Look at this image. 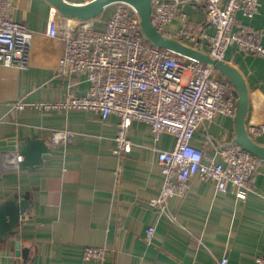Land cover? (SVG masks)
<instances>
[{
	"label": "crops",
	"instance_id": "obj_1",
	"mask_svg": "<svg viewBox=\"0 0 264 264\" xmlns=\"http://www.w3.org/2000/svg\"><path fill=\"white\" fill-rule=\"evenodd\" d=\"M63 1L86 4V0ZM115 4L108 6L112 10L107 14L108 7L93 19L96 30L105 29ZM51 7L46 0L17 1L14 20L25 22L33 32L30 64L22 70L0 67V141L12 138L19 144L37 139L50 148L49 158L34 168L12 166L14 155L0 163V204L17 203L28 195L18 225L0 240V264L21 263L15 254L16 242L21 250H28L27 264H219L224 257L227 264H256L255 258L264 250V160L253 174L245 199L237 198L231 189L218 192L212 182L194 177L187 193L171 196L167 214H161L150 200L162 184L157 153L173 148L171 134L154 140L149 124L133 121L130 144L117 156L113 152L117 115L102 119L83 110L12 109L18 99L59 101L67 90L81 96L86 92L83 75L55 71L63 42L46 34ZM57 17L61 26L79 22L64 19L59 12ZM186 24L194 40L185 36ZM241 26L259 30L264 45V0L253 18L237 14L234 27ZM212 33L204 6L188 2L167 25L165 36L207 54L206 35ZM223 61L245 84L246 129L264 124V58L231 45ZM215 75L227 80L216 69ZM54 129L70 131L72 137L56 145L50 137ZM249 136L264 146V132ZM234 139V118L220 115L210 123L202 121L191 144L217 159L216 149ZM149 227L154 233L147 241ZM85 246L104 247L105 259L83 260Z\"/></svg>",
	"mask_w": 264,
	"mask_h": 264
},
{
	"label": "built area",
	"instance_id": "obj_2",
	"mask_svg": "<svg viewBox=\"0 0 264 264\" xmlns=\"http://www.w3.org/2000/svg\"><path fill=\"white\" fill-rule=\"evenodd\" d=\"M18 0H0V67L26 69L30 64L33 32L25 22L14 20ZM92 0H86L90 2ZM188 2L202 4L207 23L213 33L206 35L212 58L223 60L231 45L241 52L264 58L261 32L247 27L235 28L237 14L253 18L260 0H152L151 23L165 35L167 25ZM58 12L50 8L46 34L60 38L63 51L55 71L59 75L81 74L87 82L84 95L67 90L59 101L12 102L13 110L28 107L39 111L83 110L95 112L102 119L117 115L114 154L120 156L130 144L128 131L133 121L149 124L154 140L171 134L174 146L157 153L162 175L159 194L150 200L158 213L167 214V200L187 193L192 178L212 182L218 192L231 189L243 200L260 160L235 143L216 149L217 159L204 154L191 141L202 121L212 122L218 116L234 118L237 95L223 77H216L212 66L185 59L174 52L146 42L139 27L136 10L127 3H116L105 29H95L94 20L61 26ZM185 36L194 40L191 26L186 24ZM183 34V33H182ZM247 133L259 136L264 124L249 126ZM56 145L67 143L70 131L50 132ZM12 166L22 161L14 154ZM10 161V160H9ZM154 228L146 230L149 241ZM104 247L85 246V261L102 262ZM226 257L219 264H227ZM264 264V250L255 258Z\"/></svg>",
	"mask_w": 264,
	"mask_h": 264
},
{
	"label": "water",
	"instance_id": "obj_3",
	"mask_svg": "<svg viewBox=\"0 0 264 264\" xmlns=\"http://www.w3.org/2000/svg\"><path fill=\"white\" fill-rule=\"evenodd\" d=\"M49 2L64 19H76L79 21L93 20L108 6L115 3H127L137 12L139 17V27L141 34L146 42L157 47L174 52L181 57H186L199 63L212 66L221 72L227 81L233 85L237 92L236 111L234 116L235 139L232 143L237 144L242 149L264 160V146L254 142L247 133L245 117L247 114L248 93L239 73L223 60L214 59L209 54L200 50L190 48L176 40H173L161 32L157 31L151 23L152 0H92L83 5L69 4L63 0H46ZM38 143V145H36ZM15 153L21 155L22 161L18 165L22 169L34 168L41 164L44 159L49 158L50 148L45 141L27 140L24 143H16L12 138L0 141V163L3 164V157L10 158ZM1 168V167H0ZM25 194L22 200L10 201L0 204V240L9 236L20 221V216L25 211ZM15 254L21 257L22 261L18 264H27L28 250H21L20 243L16 242Z\"/></svg>",
	"mask_w": 264,
	"mask_h": 264
},
{
	"label": "rangeland",
	"instance_id": "obj_4",
	"mask_svg": "<svg viewBox=\"0 0 264 264\" xmlns=\"http://www.w3.org/2000/svg\"><path fill=\"white\" fill-rule=\"evenodd\" d=\"M112 10V6L111 7H108L106 10H105V14H107L109 11H111Z\"/></svg>",
	"mask_w": 264,
	"mask_h": 264
}]
</instances>
